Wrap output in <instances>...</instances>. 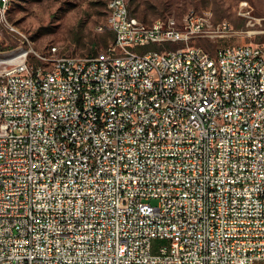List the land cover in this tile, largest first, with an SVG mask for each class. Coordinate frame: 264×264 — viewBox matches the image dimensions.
Returning <instances> with one entry per match:
<instances>
[{"label":"built area","instance_id":"built-area-1","mask_svg":"<svg viewBox=\"0 0 264 264\" xmlns=\"http://www.w3.org/2000/svg\"><path fill=\"white\" fill-rule=\"evenodd\" d=\"M130 12L84 66L0 51V264H264V49Z\"/></svg>","mask_w":264,"mask_h":264},{"label":"rangeland","instance_id":"rangeland-1","mask_svg":"<svg viewBox=\"0 0 264 264\" xmlns=\"http://www.w3.org/2000/svg\"><path fill=\"white\" fill-rule=\"evenodd\" d=\"M109 0H11L0 20V51L16 46H34L46 54L52 46L59 53L87 56L106 44L111 32L104 25ZM132 14L145 22L174 16L180 20L192 9L206 12L215 24L227 23L232 36L218 38V46L253 42L264 44V0H129ZM27 35V37H26ZM211 53L215 42L198 40ZM30 44V45H29ZM105 47H100V51ZM48 52V53H47ZM164 243L156 240L155 245Z\"/></svg>","mask_w":264,"mask_h":264},{"label":"bare ground","instance_id":"bare-ground-1","mask_svg":"<svg viewBox=\"0 0 264 264\" xmlns=\"http://www.w3.org/2000/svg\"><path fill=\"white\" fill-rule=\"evenodd\" d=\"M11 0H5L4 2V9H2V16H4L7 13V10L9 9ZM110 2L112 0H109L108 2V14L106 17V21L104 25H100V29L107 28L108 21L110 18ZM192 17L194 18V24L200 25L202 27H205V32L207 33H214L216 30L222 29L223 23L215 24V22L212 20L211 16L207 14L206 12H199L197 10H192ZM6 18V17H5ZM165 19H175V22H184L185 21V15L178 20L174 16H166ZM130 19L134 20V22H141L142 20L139 19L137 16L133 15L130 12ZM161 18L155 19L153 22H158ZM179 31V24H171L169 27V34H176ZM30 45V44H29ZM264 44L256 43V50H263ZM59 47L58 46H52L51 50L46 56H54V53H59ZM100 54H107V47H105L103 50L100 51ZM87 56H71V63L75 66H84V63L86 62ZM56 64H64V55H56ZM4 66H11V59H4ZM42 66H49V59H42ZM53 72H61V65H53ZM214 72H221V64H214Z\"/></svg>","mask_w":264,"mask_h":264},{"label":"trees","instance_id":"trees-1","mask_svg":"<svg viewBox=\"0 0 264 264\" xmlns=\"http://www.w3.org/2000/svg\"><path fill=\"white\" fill-rule=\"evenodd\" d=\"M132 13V12H131ZM134 15V14H133Z\"/></svg>","mask_w":264,"mask_h":264}]
</instances>
